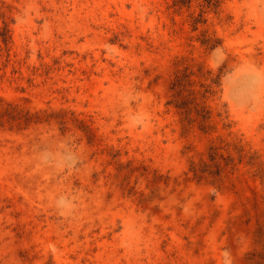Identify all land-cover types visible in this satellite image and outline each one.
<instances>
[{
    "label": "rangeland",
    "instance_id": "obj_1",
    "mask_svg": "<svg viewBox=\"0 0 264 264\" xmlns=\"http://www.w3.org/2000/svg\"><path fill=\"white\" fill-rule=\"evenodd\" d=\"M0 264H264V0H0Z\"/></svg>",
    "mask_w": 264,
    "mask_h": 264
},
{
    "label": "clouds",
    "instance_id": "obj_2",
    "mask_svg": "<svg viewBox=\"0 0 264 264\" xmlns=\"http://www.w3.org/2000/svg\"><path fill=\"white\" fill-rule=\"evenodd\" d=\"M58 206L64 207L65 205L63 204V202H61ZM61 214H63V213H61Z\"/></svg>",
    "mask_w": 264,
    "mask_h": 264
}]
</instances>
